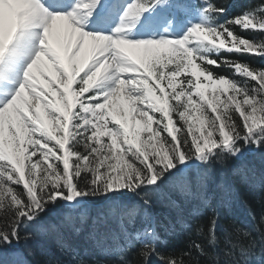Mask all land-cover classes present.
Segmentation results:
<instances>
[{"label":"snow or ice","instance_id":"1","mask_svg":"<svg viewBox=\"0 0 264 264\" xmlns=\"http://www.w3.org/2000/svg\"><path fill=\"white\" fill-rule=\"evenodd\" d=\"M254 58L264 0H0V264H264L215 213L168 240L217 167L264 186Z\"/></svg>","mask_w":264,"mask_h":264},{"label":"trees","instance_id":"2","mask_svg":"<svg viewBox=\"0 0 264 264\" xmlns=\"http://www.w3.org/2000/svg\"><path fill=\"white\" fill-rule=\"evenodd\" d=\"M243 5L248 3V0H243ZM254 65H259L261 63H264V61H260L258 58H254ZM222 74L225 75H229L230 73L225 69L223 71ZM225 169H229L227 167H224ZM223 169V168H222ZM224 176H226V174L224 173ZM226 183H229V181L227 179L224 180ZM221 183V179L215 177L214 178V183L213 185L210 187V196L213 195V193L215 195L218 196V194L220 196L223 195V190L218 188L219 184ZM230 186L234 187L232 182L229 183ZM263 189L262 191L260 190L259 192H256L255 190H251V191H247L244 192L243 190H241V200L242 204L247 205V207L249 208L250 213H248L245 216V220H246V224L249 226L248 231L250 230V232H253L254 229H259L260 231H264V219H262V217H264V186H261ZM219 197V196H218ZM218 197H211V200H217ZM212 205L206 206L207 208L204 210V213L206 214L205 216H197L196 218L191 217L190 213L193 210V208H201L204 206H199V205H193L192 208H187V210L184 212L182 211L183 216L185 217V219H187L189 221V223L194 224L195 226H199L203 229V232L201 235H196L195 232L193 230H189L191 232V235H189L188 233L182 232L178 229V234L170 236L168 238L169 240V245L170 247H173L177 250L184 248L188 245L189 243V239L192 240H196L198 242H200L201 244H205L207 239L209 238V229L211 227V218L213 216V213H210L212 211ZM185 206V205H184ZM210 211V212H209ZM164 221L167 222L170 219H175L176 218V214L173 213H169L166 210H161ZM3 223V218L0 217V224ZM233 223H237L236 221H234ZM238 224V223H237ZM216 227L217 229L215 230V235L219 238L220 240V244L221 247H223V240L225 237V234L227 233V235L232 239V240H244L243 234L241 231L238 230H247L244 227L242 228H237V230L233 229L235 226H233L232 224L229 225L227 223H223L221 221H217L216 223ZM258 238V236H257ZM84 247H87L86 243L83 244Z\"/></svg>","mask_w":264,"mask_h":264},{"label":"rangeland","instance_id":"3","mask_svg":"<svg viewBox=\"0 0 264 264\" xmlns=\"http://www.w3.org/2000/svg\"><path fill=\"white\" fill-rule=\"evenodd\" d=\"M224 173L232 176L230 169H225V168H223V169L217 168V171L215 173V177H217V175L220 176L218 178L221 179L222 189L226 192V194H224L223 197L218 198V200H217L221 204V208L222 209L229 207L231 205L232 201L236 204L235 206H237L238 203H240V199H241V197H240L241 196V186L239 187L238 185H234V187H231L229 185V183H226L224 181L225 179H227L228 181H230L226 176H224ZM239 184L243 185L245 187V189H247V191L252 190V186L251 185H247V184H244V183H239ZM235 192H237V193L235 195H233V197H232L230 194L231 193H235ZM192 206L193 205H185V206H183L182 211L185 212L187 210V208H192ZM206 208L207 207H201V208H199V210L201 212L200 216H205L206 215L204 213V210ZM234 211L235 210H233L232 212L231 211L230 212L223 211V216L224 217L221 218L219 221H222L223 223L228 222L229 221L228 219L231 218L232 214L234 215V213H237L236 211L235 212ZM236 222L238 224L237 223H232V225L235 226L233 228L235 230H237V228H241L240 225L242 224L243 220L236 221Z\"/></svg>","mask_w":264,"mask_h":264},{"label":"bare ground","instance_id":"4","mask_svg":"<svg viewBox=\"0 0 264 264\" xmlns=\"http://www.w3.org/2000/svg\"><path fill=\"white\" fill-rule=\"evenodd\" d=\"M161 210H163V209H161Z\"/></svg>","mask_w":264,"mask_h":264}]
</instances>
